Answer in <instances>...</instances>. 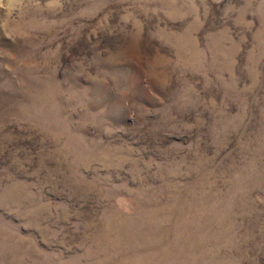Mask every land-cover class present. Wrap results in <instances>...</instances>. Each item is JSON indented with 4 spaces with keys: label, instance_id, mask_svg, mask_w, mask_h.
Wrapping results in <instances>:
<instances>
[{
    "label": "rangeland",
    "instance_id": "1",
    "mask_svg": "<svg viewBox=\"0 0 264 264\" xmlns=\"http://www.w3.org/2000/svg\"><path fill=\"white\" fill-rule=\"evenodd\" d=\"M0 264H264V0H0Z\"/></svg>",
    "mask_w": 264,
    "mask_h": 264
}]
</instances>
